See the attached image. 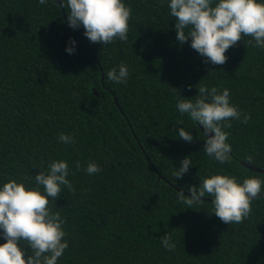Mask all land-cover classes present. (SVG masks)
<instances>
[{
	"label": "trees",
	"instance_id": "trees-1",
	"mask_svg": "<svg viewBox=\"0 0 264 264\" xmlns=\"http://www.w3.org/2000/svg\"><path fill=\"white\" fill-rule=\"evenodd\" d=\"M169 2L124 0L132 8L127 41L101 45L82 26H69L59 0H0V186L16 179L35 187L42 168L68 162L75 192L64 188L50 201L68 234L57 264H264V198L253 201L243 223L224 224L212 197L188 209L177 195L190 197L189 188L212 174L264 179L242 165L251 156L248 164L264 170V49L244 37L225 64H205L190 39L177 41ZM121 62L128 80L109 81L107 72ZM201 85L227 88L230 102L250 114L247 124L233 120L224 129L230 164L206 155L199 123L176 108ZM181 127L191 143L180 139ZM61 133L76 143H61ZM189 156L188 173L176 179ZM90 161L102 171L87 174ZM167 233L173 251L160 242Z\"/></svg>",
	"mask_w": 264,
	"mask_h": 264
},
{
	"label": "clouds",
	"instance_id": "clouds-1",
	"mask_svg": "<svg viewBox=\"0 0 264 264\" xmlns=\"http://www.w3.org/2000/svg\"><path fill=\"white\" fill-rule=\"evenodd\" d=\"M46 5L48 0H38ZM57 0H53L55 4ZM66 7L68 24L72 29L81 26L84 36L93 44L108 45L114 40L126 42L132 8L124 0H59ZM163 3V0H162ZM170 16L175 18L176 39L182 45L191 40L190 47L205 64L223 65L228 57L225 53L244 37H250L247 44L264 49V2L259 0H170ZM66 48L68 54L75 52V41ZM211 72V71H210ZM209 72V74H210ZM129 78L128 66L121 62L118 69L107 72V79L117 84ZM176 93L177 90L173 89ZM181 115L188 114L191 121L198 122L205 136L203 151L219 164L232 162V148L229 143L230 121L247 124L250 114H243L237 105L230 102L227 88L209 89L201 85L195 99H181L177 105ZM243 119L241 120V117ZM178 123L183 124L180 120ZM179 137L191 143L193 136L184 128L178 129ZM214 134V135H213ZM58 140L64 144H75V139L61 133ZM252 163V157H245ZM191 156L181 161L179 169L173 172L176 179L183 178L192 165ZM77 171L80 164L76 165ZM69 165L65 160L48 164L35 175V187L24 182L9 179L0 186V230L6 241L0 245V264H57L69 247L64 230L65 219L59 211H53L50 201H57L64 188L75 192L68 180ZM84 171L95 175L102 171L93 161L88 162ZM223 172V169L219 170ZM74 174V173H73ZM199 187L189 188L190 197L181 192L177 195L181 202L191 209L193 205L204 203L202 198L212 197L214 215L224 224H239L252 211L254 200L264 198V179L252 175L241 183L236 176L212 174ZM162 246L173 251L176 244L169 233L160 237Z\"/></svg>",
	"mask_w": 264,
	"mask_h": 264
},
{
	"label": "water",
	"instance_id": "water-1",
	"mask_svg": "<svg viewBox=\"0 0 264 264\" xmlns=\"http://www.w3.org/2000/svg\"><path fill=\"white\" fill-rule=\"evenodd\" d=\"M116 102H117V101H116ZM199 127H200L201 131L203 132V128H202V126L199 125ZM213 135H214V134H213ZM242 165L245 166V167H247V168H248L249 170H251V171L264 173V170H263L262 168L257 167V166H255V165H250V164H248V163H246V162H244V161H242ZM183 192H184V191H183ZM188 195H190V194H188ZM207 200H208V199H207Z\"/></svg>",
	"mask_w": 264,
	"mask_h": 264
}]
</instances>
